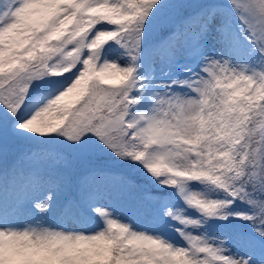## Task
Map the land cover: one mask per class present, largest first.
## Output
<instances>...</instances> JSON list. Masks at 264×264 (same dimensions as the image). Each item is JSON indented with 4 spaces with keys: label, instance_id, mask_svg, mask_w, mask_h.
<instances>
[{
    "label": "snow or ice",
    "instance_id": "obj_1",
    "mask_svg": "<svg viewBox=\"0 0 264 264\" xmlns=\"http://www.w3.org/2000/svg\"><path fill=\"white\" fill-rule=\"evenodd\" d=\"M0 264H264V0H0Z\"/></svg>",
    "mask_w": 264,
    "mask_h": 264
},
{
    "label": "trees",
    "instance_id": "obj_2",
    "mask_svg": "<svg viewBox=\"0 0 264 264\" xmlns=\"http://www.w3.org/2000/svg\"><path fill=\"white\" fill-rule=\"evenodd\" d=\"M128 175H130L134 180H136L137 183H141V184L146 183V181L143 179V177L141 176L139 172L128 170Z\"/></svg>",
    "mask_w": 264,
    "mask_h": 264
}]
</instances>
